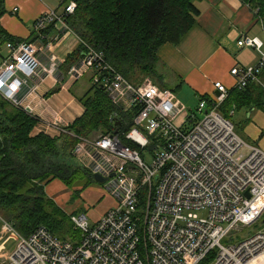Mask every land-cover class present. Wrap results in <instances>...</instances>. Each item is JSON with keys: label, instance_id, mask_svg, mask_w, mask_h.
<instances>
[{"label": "built area", "instance_id": "obj_1", "mask_svg": "<svg viewBox=\"0 0 264 264\" xmlns=\"http://www.w3.org/2000/svg\"><path fill=\"white\" fill-rule=\"evenodd\" d=\"M58 1L59 14L49 10L34 21L35 41L8 45L0 95L29 113L22 92H34L57 71V80L67 84L91 74L92 83L118 108L133 110L132 127L122 135L129 143L107 134L80 146L91 157V175L107 179L103 185L115 205L95 223L84 213L71 214L78 242L61 240L43 227L21 236L0 214L1 232L14 241L0 264H200L210 255L208 264H264V228L238 243L222 244L264 214V149L246 144L219 111L230 89L214 82L209 103H197L198 117L169 90L150 81L129 83L78 38L81 54L61 74L52 52L58 38L45 32L61 25L75 35L66 19L75 13L76 2ZM237 46L259 50L262 43L241 36ZM263 67L264 54L253 66L232 67V88L261 85L257 75ZM200 210H207L206 218L193 213Z\"/></svg>", "mask_w": 264, "mask_h": 264}, {"label": "trees", "instance_id": "obj_2", "mask_svg": "<svg viewBox=\"0 0 264 264\" xmlns=\"http://www.w3.org/2000/svg\"><path fill=\"white\" fill-rule=\"evenodd\" d=\"M199 1L75 0V13L66 23L79 40L102 53L109 66L129 83L140 85L151 78L157 81L155 86L175 94L176 89L164 83V68L157 51L165 44H179L196 24ZM240 1L264 29V0ZM3 12L1 7L0 17ZM51 31L48 29L45 34L50 35ZM0 40L12 45L22 42L12 39L1 27ZM80 54L81 46L60 65L61 70L67 71ZM257 76L261 85L252 82L244 90H229L219 107L223 116L229 119L230 103L264 110V67ZM91 84L79 99L83 115L55 138L43 133L33 136L38 119L0 95V213L21 236L27 237L43 227L61 240L78 242L79 232L67 213L46 195L45 186L53 180L61 181L69 189L79 184L83 189L97 184L88 168L74 163L73 150L79 139L87 140L99 132L114 133L127 143L122 135L132 127L133 110H121L102 87L92 80ZM208 98L200 99L209 103ZM82 190L75 189L71 200L79 198ZM72 232V239H66L64 235ZM210 258L211 255L200 264H208Z\"/></svg>", "mask_w": 264, "mask_h": 264}, {"label": "crops", "instance_id": "obj_3", "mask_svg": "<svg viewBox=\"0 0 264 264\" xmlns=\"http://www.w3.org/2000/svg\"><path fill=\"white\" fill-rule=\"evenodd\" d=\"M196 5L200 11L196 24L179 44H165L157 51L164 68V83L176 89V100L191 112L193 101L197 107L201 97L215 94L214 82H221L228 89L234 86L235 78L230 74L232 67L253 66L264 54L262 23L240 0H200ZM1 7L4 12L0 17V27L12 39L22 42H29L34 37L33 23L40 15L49 10H55L58 14L62 11L58 0H3L0 2ZM51 32V37L58 38L52 52L59 65H62L69 55L80 50L79 40L61 25ZM241 36L258 39L262 43L261 48L238 47L237 40ZM9 44L12 43L0 40V67L8 58ZM41 60L44 62V57ZM58 74L57 71L55 75L45 78L34 92L24 91L20 94L24 105L30 107L29 114L38 119L33 136L43 133L58 137L60 133L56 124L68 126L83 115L84 108L79 99L92 85L91 74H86V81L81 82L88 83V87L78 85L81 79L68 84L59 82ZM53 181L45 186V192L59 180ZM111 208L109 206L108 210ZM61 209L66 213L65 207ZM76 211L67 212V215L75 214Z\"/></svg>", "mask_w": 264, "mask_h": 264}, {"label": "rangeland", "instance_id": "obj_4", "mask_svg": "<svg viewBox=\"0 0 264 264\" xmlns=\"http://www.w3.org/2000/svg\"><path fill=\"white\" fill-rule=\"evenodd\" d=\"M66 72V71H65ZM86 77L82 78L78 85L81 84V82H85ZM150 81L151 83L158 84L156 80H152L151 78H146L143 80V82ZM80 86L82 87H88V83H82ZM75 90V89H74ZM181 98V96H180ZM195 101L192 102L191 107L193 108V112L195 115L199 117V114L196 111L195 107ZM234 113L231 114V111L229 112V120L234 125L235 132L242 138V140L254 147L262 148L264 146V111L258 108L254 109L253 113H251L252 109H247L246 107H240L237 105L233 106L232 103L229 104L228 109ZM59 127L61 129L65 128L66 126L60 125ZM128 133V132H127ZM125 132L124 135L127 134ZM114 134V133H113ZM104 134L96 133L88 137V139L84 142H80L77 144L76 149L73 150L74 154V163L76 165L81 166L82 168H88L91 163V157L88 156V152L82 149L84 146L82 144H87L90 141H95L97 138L103 136ZM107 135V134H106ZM123 135V136H124ZM119 136V135H118ZM120 137V136H119ZM126 141V140H125ZM128 144L129 142L126 141ZM82 146V148L80 147ZM80 147V148H79ZM87 148H85L86 150ZM89 151V149H87ZM245 149L242 150V153H245ZM150 161V156L149 160ZM89 169V168H88ZM91 175V173H90ZM92 178V177H91ZM54 182V181H53ZM76 190H82L83 185L74 186L72 189L67 188L61 181H56L55 183H52L50 188L47 189L46 195L49 198H53L52 200L59 205V207L63 208L65 207L67 209V212H76L84 213L89 221V223L95 222L97 219L102 217L108 210V207H113L115 204V201L110 198L108 193L105 190V185L103 184H91L87 188L83 189L81 192V198H76L75 200H71V196L73 192ZM69 196V197H68ZM113 200V201H112ZM75 212V213H76ZM194 214H196L199 218H206L208 215L207 210H200V211H193ZM1 214V213H0ZM73 214V213H71ZM186 214V213H185ZM2 215V214H1ZM3 216V215H2ZM70 216V215H68ZM9 222V221H8ZM10 223V222H9ZM11 224V223H10ZM12 225V224H11ZM2 225L0 224V248L3 250L0 253V261L2 259V254H10L14 250V241L9 240L7 238V235L1 232ZM264 228V214L260 218L258 222L253 224L252 226L244 227L240 229L237 233L232 234L231 237L226 238L222 241V244H234L238 243L249 236L255 234L257 231ZM72 235H64L66 239H72V236L75 234L72 232ZM69 237V238H68Z\"/></svg>", "mask_w": 264, "mask_h": 264}, {"label": "water", "instance_id": "obj_5", "mask_svg": "<svg viewBox=\"0 0 264 264\" xmlns=\"http://www.w3.org/2000/svg\"><path fill=\"white\" fill-rule=\"evenodd\" d=\"M38 38V35H34V37L28 42V43H32L33 41H35ZM92 179L94 182H96L97 184H103L104 182L107 181L106 178H103L101 176H99L98 174H94L92 176ZM234 232H231V234H233Z\"/></svg>", "mask_w": 264, "mask_h": 264}]
</instances>
